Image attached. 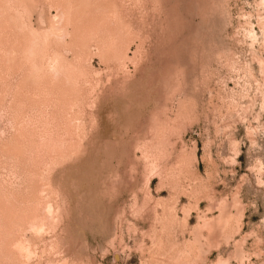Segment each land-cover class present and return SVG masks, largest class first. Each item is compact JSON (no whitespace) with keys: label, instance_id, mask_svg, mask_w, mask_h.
Here are the masks:
<instances>
[{"label":"rangeland","instance_id":"1","mask_svg":"<svg viewBox=\"0 0 264 264\" xmlns=\"http://www.w3.org/2000/svg\"><path fill=\"white\" fill-rule=\"evenodd\" d=\"M0 264H264V0H0Z\"/></svg>","mask_w":264,"mask_h":264},{"label":"bare ground","instance_id":"2","mask_svg":"<svg viewBox=\"0 0 264 264\" xmlns=\"http://www.w3.org/2000/svg\"><path fill=\"white\" fill-rule=\"evenodd\" d=\"M116 258V257H115Z\"/></svg>","mask_w":264,"mask_h":264}]
</instances>
